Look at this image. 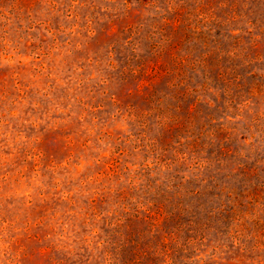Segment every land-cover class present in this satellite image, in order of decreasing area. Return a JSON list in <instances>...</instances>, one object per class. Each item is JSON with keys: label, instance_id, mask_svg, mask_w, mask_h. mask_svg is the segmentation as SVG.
I'll list each match as a JSON object with an SVG mask.
<instances>
[{"label": "rangeland", "instance_id": "374dc122", "mask_svg": "<svg viewBox=\"0 0 264 264\" xmlns=\"http://www.w3.org/2000/svg\"><path fill=\"white\" fill-rule=\"evenodd\" d=\"M0 264H264V0H0Z\"/></svg>", "mask_w": 264, "mask_h": 264}]
</instances>
